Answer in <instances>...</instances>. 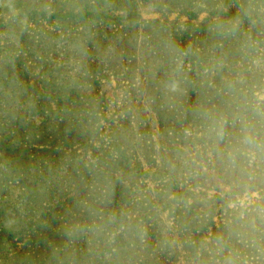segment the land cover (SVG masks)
<instances>
[{"label":"rangeland","instance_id":"obj_1","mask_svg":"<svg viewBox=\"0 0 264 264\" xmlns=\"http://www.w3.org/2000/svg\"><path fill=\"white\" fill-rule=\"evenodd\" d=\"M0 264H264V0H0Z\"/></svg>","mask_w":264,"mask_h":264}]
</instances>
